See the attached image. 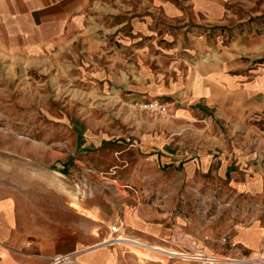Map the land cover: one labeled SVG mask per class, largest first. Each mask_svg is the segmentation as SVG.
I'll list each match as a JSON object with an SVG mask.
<instances>
[{
    "label": "crops",
    "instance_id": "1",
    "mask_svg": "<svg viewBox=\"0 0 264 264\" xmlns=\"http://www.w3.org/2000/svg\"><path fill=\"white\" fill-rule=\"evenodd\" d=\"M234 5L249 16L264 14V0H0V54L11 57L45 58L65 44L88 40L85 35L104 19L118 18L119 28L129 24L120 39L121 70L137 72L138 82L131 83L138 91L134 96L143 92L151 102L160 101L168 118L118 147L119 155H133L128 177L120 182L164 195L160 204H140L125 189L127 196L111 214L104 203L83 204L122 227L127 240L148 250L141 248V255L150 261L130 255L124 246L132 245L129 241L99 238L94 227L81 248L33 249L26 233L29 222L0 193V264H50L55 256L70 258L65 264L198 259L166 248L179 230L199 244L228 233L251 255L264 250V33L237 35L224 43L217 29L233 17ZM206 51L219 58L194 61ZM202 201L210 214L204 223L198 208ZM69 207L84 220L99 222L76 202Z\"/></svg>",
    "mask_w": 264,
    "mask_h": 264
},
{
    "label": "rangeland",
    "instance_id": "2",
    "mask_svg": "<svg viewBox=\"0 0 264 264\" xmlns=\"http://www.w3.org/2000/svg\"><path fill=\"white\" fill-rule=\"evenodd\" d=\"M233 14L217 29L224 36V43L237 35L264 33V14L249 16L240 5H234ZM118 21L113 17L97 21L85 35L88 40L65 44L62 50L45 58L31 60L0 54V193L11 198L14 212L24 214V220L29 222L26 233L33 249L64 252L81 248L92 238V227L97 229L99 238L105 237L104 241L118 242L119 237L127 240L122 227L104 221L101 211L97 216L96 211L85 209L83 204L104 203L105 211L113 212L119 208V199L127 196L122 192L124 189L137 197L140 204H150L152 200L160 204L162 199L158 198L164 197L120 182L121 177H128L133 155H119L118 147L142 135L144 130H156L168 118L160 101L158 112L142 108L151 102L145 93L134 96L138 91H132L131 83L138 82L137 72L121 70L124 62L119 55L120 39L127 34L129 24L119 28ZM205 57L219 58L215 52L206 51L194 61L203 64ZM120 168H124L123 176ZM75 185L79 188L85 185L82 197L75 195ZM73 202L99 222L92 223L76 215L80 213L69 207ZM198 208L204 223L210 215L204 201ZM227 208L219 209L220 213ZM216 210L217 207L215 214ZM216 238V242L199 244L179 230L168 239L171 242L166 248L180 254L215 255L218 262L188 261L184 260L186 256H182L184 259L164 256L163 263L151 261L264 264L263 248L257 249L254 252L257 256L253 257L245 248L232 243L228 233ZM129 242L134 246H124L130 255L144 263L150 261L142 257L143 247ZM161 256L159 252L158 257Z\"/></svg>",
    "mask_w": 264,
    "mask_h": 264
},
{
    "label": "built area",
    "instance_id": "3",
    "mask_svg": "<svg viewBox=\"0 0 264 264\" xmlns=\"http://www.w3.org/2000/svg\"><path fill=\"white\" fill-rule=\"evenodd\" d=\"M142 108L144 109V108H147V109H150V110H154V111H158L159 112V110L161 109V103H158V102H150V103H148V104H144L143 106H142ZM75 195L77 196V197H79V196H81V195H83V193H84V190L86 189V187H85V185L84 186H82L81 188H79V187H77L76 185H75ZM126 188L127 189H130V187L129 186H126ZM82 197V196H81ZM159 200H161L162 198L161 197H159L158 198ZM225 238H223L222 239V242L223 243H225ZM110 242L111 243H116L115 241H113V239L112 240H110ZM195 254H197V253H195ZM195 254H181V255H191V256H195ZM200 255V257L202 258L201 260L200 259H195V260H199V261H205V262H209V263H215V262H218V261H216L215 260V258H213V257H215V255L213 256V257H205V256H203L202 254H199ZM204 258H208L209 259V261L208 260H204ZM179 259H182V258H179ZM184 260H188L189 261V259H184ZM195 260H193V261H195ZM190 261H192V260H190ZM71 261H70V258H68L67 256H55L54 258H52V260H51V263L50 264H55V263H57V264H60V263H63V264H65V263H70Z\"/></svg>",
    "mask_w": 264,
    "mask_h": 264
},
{
    "label": "bare ground",
    "instance_id": "4",
    "mask_svg": "<svg viewBox=\"0 0 264 264\" xmlns=\"http://www.w3.org/2000/svg\"><path fill=\"white\" fill-rule=\"evenodd\" d=\"M118 242H121V241H127L124 237H119L118 238V240H117ZM133 245V244H132ZM132 245H130V246H132ZM134 246V245H133ZM191 257H194V258H198V259H202L200 256H198V254H195V256H191ZM214 258V257H213ZM170 259H172V258H170ZM192 260H195V259H192ZM204 260H208L209 261V259L208 258H204ZM216 261H219L218 259H215Z\"/></svg>",
    "mask_w": 264,
    "mask_h": 264
}]
</instances>
